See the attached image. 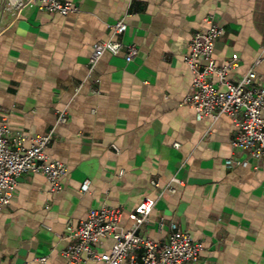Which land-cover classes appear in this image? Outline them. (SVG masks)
<instances>
[{
    "label": "crops",
    "instance_id": "obj_1",
    "mask_svg": "<svg viewBox=\"0 0 264 264\" xmlns=\"http://www.w3.org/2000/svg\"><path fill=\"white\" fill-rule=\"evenodd\" d=\"M71 1L78 10L67 15H15L0 0V122L27 136L55 128L46 152L68 167L58 191L43 174L20 176L0 210V264H68L69 220L76 226L90 208L109 205L122 210L126 230L147 196L157 202L143 234L165 241L175 223L204 243L195 264H264V157L232 146V117H199L184 102L193 73L183 59L215 14L223 28L215 62L237 54L236 80L263 56L264 80V0ZM121 18L128 27L118 38L138 54L105 53L91 70L94 43ZM61 110L68 117L58 123ZM231 157L245 163L228 167ZM170 183L176 190L160 195ZM114 242L97 247L107 252Z\"/></svg>",
    "mask_w": 264,
    "mask_h": 264
},
{
    "label": "built area",
    "instance_id": "obj_2",
    "mask_svg": "<svg viewBox=\"0 0 264 264\" xmlns=\"http://www.w3.org/2000/svg\"><path fill=\"white\" fill-rule=\"evenodd\" d=\"M25 8L64 15L78 10L77 4L71 0H5V9L15 15ZM206 19L208 29L193 34L189 51L183 56L193 73L191 90L184 102L193 106L199 117L210 116L214 120L222 115L232 117L238 126L232 146L261 160L264 157V80L259 76L257 66L263 56L258 57L241 77L231 80L229 72L239 56L235 54L223 65L215 62L213 52L223 28L215 14L208 15ZM127 27L126 19L121 18L113 24L110 38L94 43L89 60L91 70L105 53L116 55L126 48L127 61L138 54L136 44H125L118 38ZM213 75L218 77V83L212 81ZM67 117V111L61 110L58 123L65 122ZM54 131L55 128H52L43 134L27 136L12 131L6 120L0 122V210L10 203L19 178L25 172L45 175L52 191L62 189L61 179L68 172V167L65 162L50 157L46 152ZM239 163L245 161L237 157L227 160L228 167ZM173 181L183 182L177 177ZM166 190L175 191L176 187L170 183L161 190L160 195ZM156 202L157 197L144 198L130 214L133 223L126 230L120 229L122 210L109 205L90 208L87 217L76 226L69 220L66 234L73 241L64 250L68 264H88L92 261H103L105 264H195L205 248L204 243L175 223L165 241L142 233L141 229L148 222ZM109 236L115 239L112 248L100 252L98 243Z\"/></svg>",
    "mask_w": 264,
    "mask_h": 264
}]
</instances>
